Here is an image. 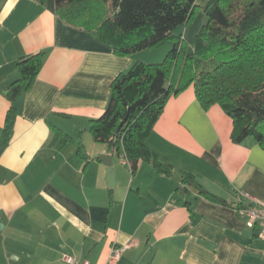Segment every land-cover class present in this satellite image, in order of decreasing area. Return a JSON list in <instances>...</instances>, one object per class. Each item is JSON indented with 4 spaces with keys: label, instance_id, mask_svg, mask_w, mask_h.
<instances>
[{
    "label": "crops",
    "instance_id": "1",
    "mask_svg": "<svg viewBox=\"0 0 264 264\" xmlns=\"http://www.w3.org/2000/svg\"><path fill=\"white\" fill-rule=\"evenodd\" d=\"M200 26L175 34L194 47ZM173 44L120 56L37 0H0V264H63L65 255L90 264H264L259 228L238 212L241 202H264V147L235 144L231 117L219 105L204 109L193 86L169 98L146 140L169 173L152 161L132 172L113 153L109 187L102 160L112 151L94 140L92 121L119 74L161 62ZM40 52L37 79L12 102L19 59ZM187 175L216 200L186 185Z\"/></svg>",
    "mask_w": 264,
    "mask_h": 264
},
{
    "label": "trees",
    "instance_id": "2",
    "mask_svg": "<svg viewBox=\"0 0 264 264\" xmlns=\"http://www.w3.org/2000/svg\"><path fill=\"white\" fill-rule=\"evenodd\" d=\"M37 1L92 33L120 56L174 43L163 63L137 62L119 74L111 85L108 108L91 124L94 140L126 158L132 172L141 161H152L161 173H169L170 168L157 160L146 140L169 98L191 86L204 109L219 105L231 117L235 144L252 138L264 147V0H210L205 7L207 22L194 47L175 31L190 24L197 0ZM44 55L19 59V78L9 90L12 102L32 87ZM15 117L12 106L4 129L6 138L13 131ZM57 135L63 143L71 140L60 131ZM80 154L85 158L82 148ZM184 183L216 200L192 175ZM251 205L241 202L238 209Z\"/></svg>",
    "mask_w": 264,
    "mask_h": 264
},
{
    "label": "built area",
    "instance_id": "3",
    "mask_svg": "<svg viewBox=\"0 0 264 264\" xmlns=\"http://www.w3.org/2000/svg\"><path fill=\"white\" fill-rule=\"evenodd\" d=\"M124 164L129 165L126 158H122ZM251 206L247 208L238 209L240 215H242L246 221V224L250 228L258 227L259 236L264 240V202H252ZM132 245L126 244L121 247H114L112 249L110 260L117 262L121 259L123 253L128 250ZM63 264H90L87 260H79L78 258L65 255L62 260Z\"/></svg>",
    "mask_w": 264,
    "mask_h": 264
},
{
    "label": "rangeland",
    "instance_id": "4",
    "mask_svg": "<svg viewBox=\"0 0 264 264\" xmlns=\"http://www.w3.org/2000/svg\"><path fill=\"white\" fill-rule=\"evenodd\" d=\"M205 7H206V1L205 0H197V2H196V9H195V13L193 15L192 21L190 22L189 25L184 26V28H187V27L188 28H191V27L198 26V25H201L202 26L204 23H206L207 22V20H206L207 19V15L205 13ZM201 26H200V28H201ZM200 28H199V30H200ZM172 48H173V46H172ZM172 48L169 50V52L172 50ZM168 53L166 54V56L168 55ZM166 56L162 59L161 62L153 63V64L163 63V61L165 60Z\"/></svg>",
    "mask_w": 264,
    "mask_h": 264
},
{
    "label": "water",
    "instance_id": "5",
    "mask_svg": "<svg viewBox=\"0 0 264 264\" xmlns=\"http://www.w3.org/2000/svg\"><path fill=\"white\" fill-rule=\"evenodd\" d=\"M119 129L117 130V132ZM112 157H113V152H111L110 156H106L103 158V163L107 166V181L109 184V187L114 188L116 185V179H115V173L113 170V164H112Z\"/></svg>",
    "mask_w": 264,
    "mask_h": 264
}]
</instances>
